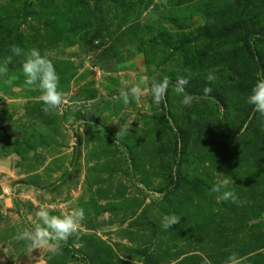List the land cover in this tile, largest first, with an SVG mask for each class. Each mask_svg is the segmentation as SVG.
<instances>
[{"label":"rangeland","instance_id":"rangeland-1","mask_svg":"<svg viewBox=\"0 0 264 264\" xmlns=\"http://www.w3.org/2000/svg\"><path fill=\"white\" fill-rule=\"evenodd\" d=\"M11 5L10 24L0 20V66L12 57L0 74V264H225L232 253L264 264V116L243 124L248 106L225 99L234 77H253L250 94L264 79V0H0ZM228 19L243 30L210 38ZM14 45L52 62L62 109L43 110ZM142 77L145 89L169 78L159 105L150 90L118 98ZM178 78L198 98L190 106ZM224 179L235 202L211 192ZM48 205L84 219L58 253L29 251L16 237ZM170 215L180 222L164 230Z\"/></svg>","mask_w":264,"mask_h":264},{"label":"clouds","instance_id":"clouds-1","mask_svg":"<svg viewBox=\"0 0 264 264\" xmlns=\"http://www.w3.org/2000/svg\"><path fill=\"white\" fill-rule=\"evenodd\" d=\"M99 43V41H95ZM11 52L16 55L24 56L22 63V71L26 77L24 83L28 87L38 89L41 93L39 100L45 106L43 110L48 113L49 111L60 110L62 107L69 103L65 93L58 90L59 88V77L56 73L55 67L52 62L45 56H42L40 51L36 48H32L25 52L19 46H12ZM12 57H7L3 66H0V74L7 73V64L11 63ZM10 78L6 83H11ZM216 77L210 72L208 73L206 80L210 83L214 81ZM148 81V77H142L140 82L127 91L121 90L119 93V99H122L125 104L130 102V99L139 100L141 95L145 91L151 92L153 102L159 105L164 99L168 91L170 80L168 77H164L162 81H152L150 89L142 88ZM189 83L187 79L178 78L174 84V91L177 94L183 95L181 103L184 106H190L194 99H198L191 94L185 92V86ZM210 87L203 89L204 96L199 97L200 99L205 98L211 93ZM115 99V98H114ZM76 103H81L77 101ZM90 103V102H89ZM247 103L254 106V111L264 116V79L259 80L253 86L251 94L247 97ZM117 134V138L119 137ZM229 181L224 179L218 184L214 185L211 189L212 193H220L217 196L218 200H232L236 201L235 193L232 191L224 190L227 188ZM223 190V191H222ZM55 208V205H48L41 207L36 213L38 223L35 224L32 229H24L16 239L30 242L28 247L29 251L35 249H47L50 252H59V242L67 241L68 237L76 232L79 222L84 219L83 209H75L71 213L63 214L62 216L51 215L50 210ZM180 222V218L176 215L165 216L161 223V227L164 230L171 228ZM206 264H210L206 261ZM225 264H241V258L236 253H232Z\"/></svg>","mask_w":264,"mask_h":264},{"label":"trees","instance_id":"trees-1","mask_svg":"<svg viewBox=\"0 0 264 264\" xmlns=\"http://www.w3.org/2000/svg\"><path fill=\"white\" fill-rule=\"evenodd\" d=\"M15 2V1H14ZM13 2V3H14ZM15 5L14 6H10L6 9H2L0 8V20L3 17L4 22L6 23V25H9L12 18L15 15ZM225 19V18H224ZM229 23V19L228 20H222V21H218V24H214L212 25V29L209 25L208 27V35L212 34L210 36V38L216 39L217 41L222 42L223 39H225L226 34H230L231 32L234 31H240L243 30V25L242 23ZM209 29L212 31L211 33H209ZM235 33V32H234ZM8 46H10L8 44ZM225 60V59H224ZM263 65L261 64V67L258 68V70H262ZM251 80H253V77H251V75L247 76V75H238L236 77H234L233 79H231L228 82V89L231 93L226 94L225 99H228L229 101H233L234 104L237 105H241L245 104L248 106V113L246 114V117L243 119V124L245 123V121L248 119L249 114L251 113V115L253 113H256L254 111V106L249 105L247 103V97L250 95V92H243V89L241 90V88H243L245 85L250 87V82ZM249 83V84H248ZM225 88H223L224 90ZM247 138L248 141H255V139H258L256 136V131L250 129L247 131ZM260 168L264 169V163L261 161L259 164ZM224 172V171H223Z\"/></svg>","mask_w":264,"mask_h":264}]
</instances>
